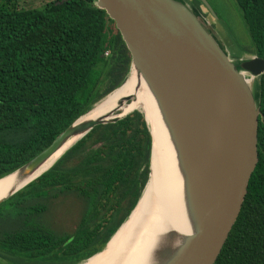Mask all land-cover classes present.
<instances>
[{
    "label": "trees",
    "instance_id": "16d2710c",
    "mask_svg": "<svg viewBox=\"0 0 264 264\" xmlns=\"http://www.w3.org/2000/svg\"><path fill=\"white\" fill-rule=\"evenodd\" d=\"M19 1L0 0V178L120 86L131 64L114 22L94 0H52L41 9H19ZM235 2L251 39L244 52L264 59V0ZM259 100L257 163L214 264H264V74ZM150 154L140 111L94 127L0 204V264H80L102 251L142 194ZM76 217L74 230L64 231Z\"/></svg>",
    "mask_w": 264,
    "mask_h": 264
},
{
    "label": "water",
    "instance_id": "95a60500",
    "mask_svg": "<svg viewBox=\"0 0 264 264\" xmlns=\"http://www.w3.org/2000/svg\"><path fill=\"white\" fill-rule=\"evenodd\" d=\"M199 1L206 12L185 0H94L114 22L130 54L128 75L133 68L139 72L160 106L177 144L181 174L187 176L196 226L170 253H159L166 255L163 264H214L245 199L257 163L259 120L263 122L259 92H253L251 82H257L259 91L264 59L245 53L233 41L225 42L216 23L207 21V14L217 18L213 9L206 0ZM128 100H120L119 105ZM133 111L93 121H81L86 114L81 116L47 149L0 178V191L8 190L0 204L42 175L27 181L68 140L79 141L94 127L116 123ZM147 126L151 135L149 178L128 218L151 176L153 136Z\"/></svg>",
    "mask_w": 264,
    "mask_h": 264
},
{
    "label": "bare ground",
    "instance_id": "6f19581e",
    "mask_svg": "<svg viewBox=\"0 0 264 264\" xmlns=\"http://www.w3.org/2000/svg\"><path fill=\"white\" fill-rule=\"evenodd\" d=\"M141 93L145 95V112L140 111L146 116L150 127L153 150L156 139L152 121L159 129L163 141V150L155 157V177L151 171L149 182L139 204L107 247L81 264H163L166 255L159 253H170L185 237L193 233L196 226L197 215L190 204L187 176L180 171L176 153L177 144L160 106L139 72L133 68L121 86L95 104L81 121H93L107 116H124L133 110L116 112L131 107L127 105ZM124 98L129 100L119 105V101ZM77 140L78 138L68 140L50 155L27 181L51 168ZM159 148L161 149V146ZM7 195L8 190L0 191V199ZM170 236L173 237L170 239Z\"/></svg>",
    "mask_w": 264,
    "mask_h": 264
},
{
    "label": "rangeland",
    "instance_id": "374dc122",
    "mask_svg": "<svg viewBox=\"0 0 264 264\" xmlns=\"http://www.w3.org/2000/svg\"><path fill=\"white\" fill-rule=\"evenodd\" d=\"M52 0H20L18 2L19 9H41L44 4ZM190 6L192 0H185ZM210 7L213 9L214 13L216 14L217 18L213 19L209 14H207L206 18L209 24L211 22L216 23V27L221 30L220 36L223 38V40L227 43L230 41H233L235 44H237L241 48H248L251 44V39L248 33V30L244 24V21L242 19V15L236 5L235 0H206ZM203 12H206V9L204 7L201 8ZM226 35L230 38H227ZM247 82H250V79H247ZM251 87L253 92L257 95L258 94V88H257V82L252 81ZM144 89H142L143 91ZM128 104V103H127ZM126 106V105H125ZM126 108H141L143 112L145 109V95L143 93L139 94L138 96L134 97L133 101L128 104ZM144 106V107H143ZM116 113H120L116 112ZM151 119V118H150ZM152 120V119H151ZM153 123L154 128V138L155 141V148L153 150L152 154V166L151 171L153 173V176L155 177V157L157 153L161 152L163 150V141L161 139V135L159 132V129L156 128L155 123ZM157 136V137H156ZM162 141V142H161ZM161 146V149L159 148ZM160 149V150H159ZM164 178V176H163ZM165 179V178H164ZM77 221V217L75 218L74 222H66V227L64 228V231L70 233L74 230L75 222Z\"/></svg>",
    "mask_w": 264,
    "mask_h": 264
},
{
    "label": "crops",
    "instance_id": "0c3cea01",
    "mask_svg": "<svg viewBox=\"0 0 264 264\" xmlns=\"http://www.w3.org/2000/svg\"><path fill=\"white\" fill-rule=\"evenodd\" d=\"M230 46H231L232 50H234V49H235V48L233 47V45H232V44H231ZM233 48H234V49H233Z\"/></svg>",
    "mask_w": 264,
    "mask_h": 264
},
{
    "label": "built area",
    "instance_id": "2783aa9c",
    "mask_svg": "<svg viewBox=\"0 0 264 264\" xmlns=\"http://www.w3.org/2000/svg\"><path fill=\"white\" fill-rule=\"evenodd\" d=\"M105 55H107V54H105Z\"/></svg>",
    "mask_w": 264,
    "mask_h": 264
}]
</instances>
